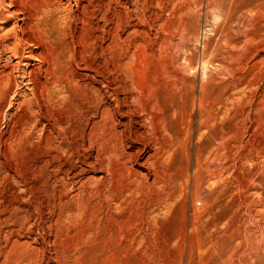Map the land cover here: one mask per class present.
Returning <instances> with one entry per match:
<instances>
[{
	"label": "rangeland",
	"instance_id": "rangeland-1",
	"mask_svg": "<svg viewBox=\"0 0 264 264\" xmlns=\"http://www.w3.org/2000/svg\"><path fill=\"white\" fill-rule=\"evenodd\" d=\"M60 1L52 67L0 49V264H264V0Z\"/></svg>",
	"mask_w": 264,
	"mask_h": 264
},
{
	"label": "bare ground",
	"instance_id": "bare-ground-1",
	"mask_svg": "<svg viewBox=\"0 0 264 264\" xmlns=\"http://www.w3.org/2000/svg\"><path fill=\"white\" fill-rule=\"evenodd\" d=\"M68 3L71 5V2L72 0H67ZM93 0H74L75 4H76V7L81 9V6L83 8V11H84V15H88L90 13V4L92 3ZM9 2V3H8ZM89 4V6H88ZM68 6L67 8L64 9V11L62 12H65L67 13L69 16H72V11H73V7L71 6ZM61 6H62V2L60 0H36V2H34L33 5H31V2H29V0H0V49L1 51L4 53V52H9L13 55V57L18 60L19 62L18 63H21L22 61H24L25 59H33L32 57L33 56H36L37 54H33V51L31 50L32 47H36V48H41L42 49V52H40L39 56L37 55V58H35L36 60L39 58L42 59V62L41 63H44V64H47L49 67H52L53 66V63H52V60L50 59V61L46 58V52L47 53H50L48 51L46 52H43V50H45V45H44V42L41 40V42L38 41V38L34 37L31 35L32 33H39L38 30H41L43 32V30H45V32H49L50 34H54L55 35V32H59V29H60V25H61V21L64 19L61 15ZM63 7V6H62ZM77 14V13H76ZM83 15V16H84ZM76 16V15H75ZM89 17V16H88ZM245 17V16H244ZM90 18V17H89ZM19 20L21 22L22 25H20V23L15 22L16 24H14V26L10 29H7V26L9 25V23L11 21H15V20ZM68 20V19H67ZM85 20H86V17H85ZM89 21V20H87ZM45 22V23H44ZM48 22V25L46 24ZM85 22V21H84ZM66 23V22H65ZM68 23V22H67ZM72 23V22H71ZM86 23V22H85ZM88 23V22H87ZM64 24V23H63ZM243 25H245V23H242ZM87 25V24H86ZM122 25V24H121ZM253 26V25H252ZM121 27V26H120ZM86 30H87V27H85ZM130 28V27H129ZM246 29V28H245ZM37 30V31H36ZM98 30V29H97ZM249 30V29H248ZM239 31V30H238ZM251 31V30H250ZM138 32V31H137ZM140 32V31H139ZM48 33V35H49ZM136 33V32H135ZM38 34V35H39ZM43 34V33H42ZM90 34V33H89ZM41 35V34H40ZM45 35V34H44ZM47 35V34H46ZM38 37V36H37ZM53 37V36H52ZM55 37V36H54ZM58 37V36H56ZM42 38V37H41ZM47 38V37H46ZM40 39V37H39ZM83 39V38H82ZM87 39V38H86ZM246 39V38H245ZM62 40V39H61ZM85 40V38H84ZM58 41V40H57ZM59 42V41H58ZM85 42V41H84ZM227 42V41H226ZM48 43V42H46ZM30 44V45H29ZM54 44V43H53ZM63 44V43H62ZM92 44V43H90ZM73 45V44H72ZM114 45V44H113ZM55 46V45H54ZM61 46V45H60ZM69 46V45H68ZM90 46V45H89ZM112 46V45H110ZM24 47H28L27 49H24ZM65 47V46H64ZM92 47V46H91ZM205 47V46H204ZM53 48V47H52ZM55 48V47H54ZM110 48V47H109ZM34 49V48H33ZM48 50V49H46ZM90 50H92L90 48ZM107 50V49H106ZM130 50V49H129ZM54 51V49L52 50ZM85 51V50H84ZM254 52V51H253ZM258 52V51H257ZM91 53V52H90ZM93 53V52H92ZM106 53V52H105ZM111 54V53H110ZM33 55V56H32ZM66 55V54H65ZM136 55V53H135ZM257 55V54H256ZM29 56V57H28ZM32 56V57H31ZM57 56V55H56ZM59 56V55H58ZM90 56V54H89ZM255 56V55H254ZM55 57V56H54ZM70 57V56H69ZM94 57V56H93ZM251 57V55H250ZM61 58H64V56H62ZM131 58V57H130ZM137 58V57H136ZM34 59V60H35ZM58 59V58H57ZM56 59V60H57ZM128 59H129V56H128ZM221 59V58H220ZM132 60V59H131ZM40 61V60H39ZM206 61V60H205ZM210 61V60H209ZM240 62V61H239ZM61 64V63H60ZM87 64V63H86ZM206 64V63H204ZM19 65V64H18ZM85 65V64H84ZM130 65V64H129ZM25 67L26 66H31L29 64H25L24 65ZM207 66H208V63H207ZM86 67V66H84ZM83 67V68H84ZM63 68L65 69L66 67L63 66ZM82 68V67H81ZM91 68V67H90ZM89 68V69H90ZM55 70V69H54ZM129 70V69H128ZM204 70V69H203ZM251 70V69H250ZM72 71V70H71ZM89 71V70H88ZM134 71V70H133ZM66 72V71H65ZM131 72V71H130ZM69 73V72H68ZM114 73V72H113ZM185 73V72H183ZM70 74V73H69ZM79 75V74H78ZM207 75V74H206ZM252 75V73H251ZM73 76V75H72ZM86 76V75H85ZM111 76V75H110ZM123 76V75H122ZM80 77V76H79ZM88 77V76H87ZM86 77V78H87ZM92 77V76H91ZM90 77V78H91ZM124 77V76H123ZM179 77V76H178ZM221 77V76H220ZM68 78V77H66ZM93 78V77H92ZM176 78V77H175ZM207 78V77H206ZM218 78V77H217ZM70 79V78H69ZM122 79V78H121ZM245 79V78H244ZM256 79V78H255ZM65 80V79H64ZM178 80V79H177ZM72 81V80H71ZM114 81V79H113ZM122 81V80H121ZM224 81V80H223ZM246 81V80H245ZM10 78L9 77H2L0 78V102H2V100L4 99V96H7L8 94H10L11 92V87H10ZM61 82V81H60ZM180 82V81H179ZM178 82V83H179ZM191 82V81H190ZM220 82V81H219ZM78 83H79V80H78ZM177 83V84H178ZM203 83V82H202ZM225 83V82H224ZM61 84V83H60ZM115 84V83H114ZM113 84V85H114ZM125 84V83H124ZM62 85V84H61ZM73 85V84H72ZM75 85V83H74ZM81 85V83H80ZM191 85V83H190ZM189 85V86H190ZM193 85V84H192ZM85 86V85H84ZM83 86V87H84ZM181 86V85H180ZM186 86V85H185ZM75 87V86H74ZM81 87V86H80ZM128 87V86H127ZM134 87V86H133ZM172 87V86H171ZM79 88V87H78ZM76 89V88H75ZM93 89V88H92ZM118 89V88H117ZM131 90V88H129ZM128 89V90H129ZM185 89V88H184ZM225 89V88H224ZM74 90V88H73ZM79 90V89H78ZM91 90V89H90ZM182 90V89H181ZM192 90L194 91L193 95L192 96H188V99H186V102H188V105L189 103H191L192 105H189L192 107L191 109V112L194 111L196 105H197V102H198V99H197V95L195 94V89L192 88ZM76 91V90H75ZM122 91V90H120ZM127 91V90H126ZM96 92V91H95ZM133 92V90L131 91ZM130 92V93H131ZM221 92V91H220ZM66 93V92H64ZM91 93V92H90ZM127 93V92H126ZM152 93V92H151ZM187 93V92H186ZM225 93V91H224ZM77 94V93H76ZM125 94V92H124ZM134 94V92H133ZM133 94L132 97H133ZM172 94V93H171ZM182 94V93H181ZM223 94V93H222ZM14 95V94H13ZM130 95V96H131ZM139 95V94H138ZM129 96V97H130ZM135 96L137 97V95L135 94ZM152 96V95H151ZM96 97V96H95ZM186 97V96H185ZM126 98V97H125ZM124 98V99H125ZM134 98V97H133ZM138 98V97H137ZM143 97H140L139 99H141ZM117 99V98H116ZM130 99V98H129ZM128 99V100H129ZM146 99V98H145ZM218 99V98H217ZM73 100V99H72ZM77 100V99H76ZM134 100V99H133ZM100 101V100H99ZM139 101V100H138ZM146 101V100H145ZM144 101V102H145ZM202 101V99H201ZM212 101V100H211ZM210 101V102H211ZM215 101H217L215 99ZM118 104L121 105V107L125 108V109H121L120 110V115L125 117V118H128L129 121L124 123L123 127H124V131H121V134L123 132V136H120V133L118 132L117 129H115L116 131L113 130L112 132V136L115 137V141H114V147L113 148H117L120 146H124V141L125 139L131 137L133 138V142L136 144H141V140L142 138L147 135L149 131V129H147L148 126H154L157 122V120L159 119L158 118V114H160L158 112V109L156 108L155 105H152V106H143L141 108L140 106V111L142 109V112H143V115L142 116H145L146 117V120H141V119H144L143 117H139V116H135V113H133L134 111L130 109V107L128 106H123L122 104H124L123 102L117 100ZM125 102V101H124ZM129 102V101H128ZM132 103V101H130ZM143 102V103H144ZM83 103V102H82ZM91 103V102H90ZM102 103V102H101ZM127 102H125L126 104ZM148 103V101H147ZM100 104V103H99ZM146 104V103H145ZM150 104V103H149ZM151 104H155L154 103H151ZM213 104V103H212ZM211 104V105H212ZM91 105V104H90ZM93 105V104H92ZM133 105V104H132ZM136 105V104H134ZM142 105V104H141ZM138 106V104H137ZM224 106V105H223ZM132 107V106H131ZM211 107V106H210ZM220 108V107H219ZM136 109H139V108H136ZM204 109V108H203ZM135 110V109H134ZM139 112V111H138ZM140 112V113H142ZM163 112V111H162ZM93 115V114H92ZM171 115V114H170ZM107 116V115H106ZM118 117V116H117ZM132 117H136L137 118V121H133L134 118ZM162 119H165V118H162ZM103 120V119H102ZM141 120V121H140ZM156 121V122H155ZM163 121V120H162ZM105 122V121H104ZM159 122V121H158ZM89 123V122H88ZM102 123V122H101ZM168 123V122H167ZM166 123V124H167ZM99 124V122H98ZM115 124V123H114ZM159 124V123H158ZM165 124V123H164ZM165 124V125H166ZM116 125V124H115ZM163 126L162 127H166V126ZM168 125V124H167ZM102 126V125H101ZM134 126H137L139 127L140 129H143L144 132L142 131L141 132V135L140 134V131L139 130H136L135 132H133L132 130V127L134 128ZM169 126V125H168ZM93 127V126H92ZM158 127V126H157ZM155 127V128H157ZM160 127V125H159ZM161 128V127H160ZM105 129V128H104ZM109 129V128H108ZM136 129V128H135ZM158 129V128H157ZM162 129V128H161ZM156 130V129H155ZM160 130V129H159ZM165 130V129H164ZM157 131V130H156ZM109 132V130H108ZM107 132V133H108ZM111 132V131H110ZM168 132V131H167ZM188 132V131H187ZM91 133V132H90ZM146 133V134H145ZM153 133V132H152ZM100 134V133H99ZM102 134V132H101ZM127 134V136L125 137V135ZM163 134V133H162ZM108 135V134H106ZM159 135V132L158 134ZM101 136V135H100ZM133 136V137H132ZM155 136V135H154ZM162 136V135H161ZM103 137V136H101ZM100 137V138H101ZM106 137V136H104ZM103 137V141L105 140ZM149 137V136H147ZM160 137V136H159ZM169 137V136H168ZM100 138L98 139L99 142H100ZM108 138H111L110 136ZM150 139H152L151 137H149ZM149 138H145L144 139H149ZM162 138V137H161ZM90 139V138H89ZM96 139V138H95ZM143 139V141H144ZM149 139V140H150ZM162 141V139H159V141ZM103 141L101 142V144L103 143ZM108 141V140H106ZM112 141V140H111ZM152 141V140H151ZM150 141V142H151ZM155 142H157L156 140H154ZM153 141V142H154ZM158 141V142H159ZM170 141V140H169ZM168 141V142H169ZM145 142V141H144ZM147 142H149L147 140ZM90 143V141H89ZM111 143V142H110ZM152 143V142H151ZM163 143V142H162ZM108 144V143H107ZM113 144V143H112ZM135 144V145H136ZM146 144H150V143H143V145ZM156 144V143H155ZM166 144V143H165ZM164 146H167L165 145ZM168 144V143H167ZM106 145V144H105ZM111 145V144H110ZM151 145V144H150ZM103 146V144H102ZM113 146V145H112ZM111 146V147H112ZM171 146V145H170ZM97 147V146H96ZM109 147V146H108ZM142 147V146H141ZM148 147V146H147ZM155 146H152V148H154ZM161 147V146H160ZM157 146V148H160ZM118 148V149H119ZM156 148V147H155ZM99 146H98V150H99ZM139 149V148H138ZM141 150V149H140ZM160 150V149H159ZM162 150V149H161ZM120 151H123L122 149ZM119 151V152H120ZM154 151V150H153ZM165 151V150H164ZM111 152V151H110ZM109 152V153H110ZM116 152V151H115ZM137 152H140L139 150H137ZM144 152V151H143ZM166 152V151H165ZM168 152V151H167ZM124 153V152H123ZM127 153V152H126ZM141 153V152H140ZM138 153V154H140ZM164 153V152H163ZM115 154V153H114ZM125 154V153H124ZM132 154V153H131ZM135 154V153H134ZM137 154V153H136ZM154 154V153H153ZM164 155V154H163ZM113 156V155H112ZM122 156V152H121V155ZM127 156V155H126ZM130 156V155H129ZM136 156V155H135ZM134 156V157H135ZM151 156V155H150ZM104 157V156H103ZM118 157V156H117ZM116 157V158H117ZM153 157V156H152ZM155 157V156H154ZM123 158V157H122ZM150 158V157H149ZM148 158V159H149ZM159 158V157H158ZM98 159V158H97ZM127 159V158H126ZM135 159V158H134ZM120 160V159H119ZM136 160V159H135ZM126 161V160H125ZM128 161V160H127ZM130 161V160H129ZM128 161V162H129ZM137 161V160H136ZM155 161V160H154ZM153 161V162H154ZM120 162V161H119ZM134 162V161H133ZM122 163V162H121ZM124 163V162H123ZM126 163V162H125ZM149 163V162H148ZM100 164V163H99ZM162 164V163H161ZM88 165V164H87ZM101 165V164H100ZM111 165V164H110ZM146 165V164H145ZM152 165V164H151ZM144 167V166H143ZM148 167V166H147ZM126 168V167H125ZM124 168V169H125ZM160 168V167H159ZM147 169V168H146ZM149 169H151V167H149ZM103 170V169H102ZM156 170V169H155ZM108 171V169H107ZM138 171V170H137ZM150 171V170H148ZM105 172V171H104ZM123 172V171H122ZM135 173V172H134ZM148 174V173H147ZM146 174V175H147ZM162 175V173H161ZM168 176V175H167ZM143 177V176H141ZM166 177V176H165ZM169 178V177H168ZM146 179V178H145ZM143 182V181H142ZM190 182V181H189ZM145 184V183H144ZM151 185V184H150ZM145 187V186H144ZM151 188V186H150Z\"/></svg>",
	"mask_w": 264,
	"mask_h": 264
}]
</instances>
